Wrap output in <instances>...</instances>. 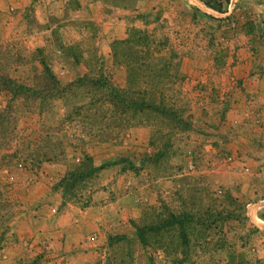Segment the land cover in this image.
Listing matches in <instances>:
<instances>
[{"label":"rangeland","instance_id":"rangeland-1","mask_svg":"<svg viewBox=\"0 0 264 264\" xmlns=\"http://www.w3.org/2000/svg\"><path fill=\"white\" fill-rule=\"evenodd\" d=\"M223 7L218 13L202 0H0V67L13 78L31 83L26 62L42 49L60 85L88 75L122 89L124 68L112 65L110 46L130 29L147 30L162 51L152 68L169 65L174 100L192 115V130L174 136L170 149L154 145L147 126L113 142L85 137L81 145L88 128L68 122L56 130L65 151L58 163L31 170L15 158L16 141L0 147V264H73L65 249L50 247L51 235L66 209H84L62 207L53 186L82 149L95 165L108 163L85 208L102 212L85 238L92 264H178L187 256L184 264H264V0ZM53 103L41 118L21 114L18 128L28 135L59 127L65 107ZM168 214L194 216L185 224L193 230L187 256L137 242L133 223L150 225ZM115 236L126 241L110 242ZM210 241L216 252L204 250Z\"/></svg>","mask_w":264,"mask_h":264},{"label":"trees","instance_id":"trees-1","mask_svg":"<svg viewBox=\"0 0 264 264\" xmlns=\"http://www.w3.org/2000/svg\"><path fill=\"white\" fill-rule=\"evenodd\" d=\"M229 1L202 0L206 7L218 13H224L223 5ZM110 49L112 65L124 68L126 87L122 89L110 85L101 77L89 81L88 75L69 86L60 85L47 58L42 56V49L36 50L32 60L26 62L31 64L34 71L31 83H27V78H13L9 71L0 67V97H8L4 105L0 104V147L10 148L11 143L16 141L15 158L19 156L16 159L32 170L42 164L58 163L65 158L64 147L60 142L62 135H58L56 130H61L62 124L66 122L88 128V131L85 128L86 135L81 134L80 139H77L81 145H84L85 137L89 142H113L126 130L147 126L152 132L151 142L155 145L163 141L164 146L170 149L174 136L192 130V115L181 109L182 103L174 100L176 95L169 88L174 83L169 65L158 70L152 68V62L162 52L153 35L147 30L130 29L127 37L114 41ZM67 51L72 52L73 49ZM2 60L6 63L10 61L6 54L2 55ZM34 63H37V67ZM54 101H61L65 107V113L58 117L59 127L52 130L43 126L40 131L28 135L18 128L21 114L37 113L41 118L49 102ZM187 101L183 106H189ZM24 144L25 148H18ZM107 165H95L92 157L82 149L81 158L70 163L63 177L53 186L54 191L61 193L64 201L62 207L67 203L82 209L89 207L94 182ZM229 216L233 218L234 215ZM226 217L228 215L222 216L220 220ZM188 219H194V216L168 214L165 219L150 225L133 223L134 235L142 249L155 245L164 253L174 249L178 254L187 256L189 253L186 249L193 235V230L185 225ZM167 237L174 238L179 244L176 241L161 242ZM125 239L124 236H115L109 241L121 242ZM204 247L209 252H216L220 248L211 241ZM122 252L125 253L124 250ZM184 258L178 264L189 263L188 256Z\"/></svg>","mask_w":264,"mask_h":264},{"label":"crops","instance_id":"crops-1","mask_svg":"<svg viewBox=\"0 0 264 264\" xmlns=\"http://www.w3.org/2000/svg\"><path fill=\"white\" fill-rule=\"evenodd\" d=\"M102 213V212H101ZM100 212L91 208L83 211H71L66 209L56 223V229L52 232L53 242L50 247L65 249V254H71L74 259L73 264H92V249L90 243L85 242V238L96 230V216ZM75 216V221H71L69 216ZM50 236V237H51ZM58 238V239H57ZM65 238V239H63ZM56 252L53 251V254ZM68 264H72L69 262Z\"/></svg>","mask_w":264,"mask_h":264}]
</instances>
